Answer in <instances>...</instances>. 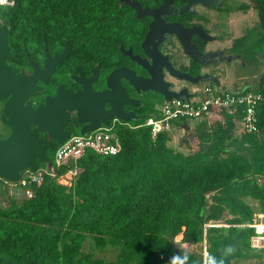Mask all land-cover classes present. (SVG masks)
Segmentation results:
<instances>
[{
  "label": "trees",
  "instance_id": "obj_1",
  "mask_svg": "<svg viewBox=\"0 0 264 264\" xmlns=\"http://www.w3.org/2000/svg\"><path fill=\"white\" fill-rule=\"evenodd\" d=\"M249 1L240 9L253 8L258 22L233 42L247 66L259 60L264 64V0ZM120 4L121 0H13L12 6L0 8V20L10 29L9 60L16 61L28 46L39 45L35 49L40 53L44 45L57 48L64 39L95 58L117 51L115 45L133 35L126 25L134 17ZM20 63L26 65L25 55ZM239 91L262 97L255 107L253 132L241 128L243 108L223 110V120L209 133L206 119L196 121V135L205 136L206 146L199 142L195 151H176L169 145V130L153 138L151 128L143 126L149 117L159 116L151 106L139 121L116 123V154L85 149L75 161L80 173L71 187L45 175L41 185H28L30 198L0 205V264H88L90 258L80 254L87 239L99 251L118 249L115 262L92 264H183L181 255L189 264H203L204 240L207 261L210 255L223 259V264L261 259L264 250L250 246L253 229L241 225L252 223L256 213L264 215V70L257 88ZM186 120H172L169 128L186 127ZM67 168H57V174ZM248 199L257 203L256 209ZM208 223L228 227L204 231ZM183 244L199 245L201 251ZM226 246L234 249L232 254L224 255Z\"/></svg>",
  "mask_w": 264,
  "mask_h": 264
},
{
  "label": "flooded vegetation",
  "instance_id": "obj_2",
  "mask_svg": "<svg viewBox=\"0 0 264 264\" xmlns=\"http://www.w3.org/2000/svg\"><path fill=\"white\" fill-rule=\"evenodd\" d=\"M130 1L138 3L142 9L148 8L150 10L158 9L163 4V0ZM188 1L172 0L171 6L180 8L187 4ZM227 2L228 0H214V4L211 6L197 4L193 8V12L196 15L184 13L181 16L163 15L161 17L165 25L179 23L186 29L194 27L197 30V33L191 37V43L194 46V50L196 48L198 51L197 54L203 65L193 63L183 53L182 47L173 36L164 34L160 41L155 40L153 43L146 42L143 45L154 18L148 16L137 18L135 9L125 4V0H121L120 6L126 14H131L134 17L126 25V31L132 32L133 35L123 37L115 45L117 51H112L110 54L95 58L84 52H78L72 44L64 39L62 45L57 48L50 44L44 45L40 53L35 49L39 46L37 44L23 48L22 52L26 58V65H21L20 61L23 55H20L16 61L9 60L13 47L10 43V29L8 27L10 54L7 57V63L14 74L23 73L27 77H30L33 74V67L30 65V61L36 64V68L40 73L43 72L45 70L44 60L46 56L49 55L50 58H53L56 54H61L64 50L65 42H67L70 48L68 58L56 65L51 75L42 76L34 81L36 91L34 95L26 97L23 102L24 106L28 105L32 111H36L38 108H44L48 101L56 99L59 93L69 92L70 94H76L92 90L95 94H99L100 98L95 101L90 96L82 98L81 106L85 111H89H86V117L91 115L90 113L93 111L91 107L95 106L99 107V111L105 117H109L114 112H120L121 114H130L136 118H144L147 110L151 106L157 109L161 105L160 101L163 100V97L154 90H145L142 85L134 84L126 75L132 76L131 74L133 73L141 82L152 80L154 88L164 89L166 92H176L181 89H186L192 93L195 89L200 90L205 85L213 84L208 82L193 84L189 80L179 79L170 74L167 69L169 64L174 69L188 74L192 78L206 74L211 77H217L218 80L219 73H217V70L224 64H231L237 61L240 65L247 66L243 62L241 55L236 52L233 43L235 39L242 37L245 33L240 37L234 38L229 46L213 47L215 41L220 40L223 44L224 37V35L220 34L224 30H219L216 23L221 22V24H227L229 26L228 14L230 13V8ZM1 23L4 22L1 21ZM161 29L160 27L158 31ZM227 33H230L229 29ZM211 38L213 39L211 40ZM156 47L159 53L156 52ZM28 50L35 51L30 54ZM216 51H223L220 58L210 56L211 53ZM9 97L0 101V140L7 139L12 132L11 128L6 124L8 117L4 115L5 103ZM13 111L16 114V109H13ZM114 120L117 123H122L117 118L111 117L109 119L110 124ZM133 121L136 120H131L126 123ZM80 127L77 112L69 111V119L62 127V132L72 135ZM33 128L31 127V129ZM38 136L44 142L56 148V140L50 138L48 133L39 132ZM51 151L47 149L45 152L48 159H50ZM1 183L5 186L0 180Z\"/></svg>",
  "mask_w": 264,
  "mask_h": 264
},
{
  "label": "water",
  "instance_id": "obj_3",
  "mask_svg": "<svg viewBox=\"0 0 264 264\" xmlns=\"http://www.w3.org/2000/svg\"><path fill=\"white\" fill-rule=\"evenodd\" d=\"M171 1L172 0H163V4L158 9L152 10L148 8L142 9L138 3L130 0H125V4L135 9L137 18H142L144 16L154 18L143 45H145L146 42L153 43L155 40L160 41L164 34L173 36L182 47L183 53L189 57L193 63L201 65L202 61L197 54L198 51L196 48L194 50V46L191 43V37L197 33V30H195L194 27L186 29L179 23L165 25L161 17L163 15L181 16L184 13L196 15V13L193 12L195 5L201 4L203 6H211L214 4V0H189L187 4L180 8L172 7ZM160 27L162 29L158 31ZM8 32V26L4 23H0V101L10 96L5 103L4 115H7L8 120L6 124L12 131L7 139L0 140L1 181L16 183L26 170L34 173L38 171L39 164L46 165L48 168L52 166V162L46 157L45 152L47 149L53 151L55 148L51 144L40 139L38 133H48L50 138L56 140V146H60L71 136L70 133L62 132V127L69 119V111L77 112L78 123L81 125L79 130L81 135L99 128L100 125L109 127V119L111 117H115L121 122H128L131 120L139 121L142 119L133 117L130 114H121L120 112H114L110 114L109 117H105L99 111V107L95 106L91 107V110H93L90 113L91 115L86 117V111L88 110L85 111L81 106L82 98L90 96L94 101L100 98V95L95 94L92 90L76 94H70L69 92L59 93L56 99L48 101L44 108H38L36 111H32L28 105L24 106L23 102L26 97L34 95L36 91L34 81L42 76L51 75L55 66L68 58L70 48L67 42H65L64 50L61 54H56L53 58L47 55L44 60L45 70L41 73L37 70L36 64L30 61V65L33 67L32 76L27 77L23 73L14 74L7 63V57L10 54ZM212 39L213 38H211V40ZM156 52L159 53L157 47ZM128 53L130 54V52ZM222 53L223 51H216L211 53L210 56L220 58ZM220 62H222V60H220ZM167 69L171 75L179 79L189 80L193 84L208 82L222 91L227 93L232 92V90L222 84L217 77H211L205 74L192 78L188 74L174 69L170 64L167 66ZM131 75L132 76L126 75V77L134 84L142 85L145 90L151 89L158 92L163 97L164 101L170 102L173 99L184 101L194 96L193 93L188 92L186 89H181L176 92H166L164 89L154 88L152 80L141 82L133 73ZM13 109H16V114ZM31 127L34 128L31 129Z\"/></svg>",
  "mask_w": 264,
  "mask_h": 264
},
{
  "label": "built area",
  "instance_id": "obj_4",
  "mask_svg": "<svg viewBox=\"0 0 264 264\" xmlns=\"http://www.w3.org/2000/svg\"><path fill=\"white\" fill-rule=\"evenodd\" d=\"M12 5L13 0H0V8ZM239 90L227 93L216 86L205 85L200 90H193L194 96L189 100L173 99L170 102L163 101L157 108L159 112L158 118H155V116L149 117L143 126L151 128V135L154 138L157 133L167 131L172 120H178L179 118L208 120L220 117L219 113L223 110L231 113L243 108L244 111L240 122L241 128L244 132H253L256 130L255 107L262 100V97L260 94L252 92L242 94ZM116 123L117 121L114 120L109 127L100 125L99 128L83 135L80 133L72 134L55 149L54 164L50 168L45 165L44 169L39 168L34 173L26 170L18 182H4V185L11 188L19 187L31 197L32 191L27 188L28 185L36 184L39 186L45 175H48L50 178L55 179L58 184L71 187L80 173L75 161L83 155L85 149H92L103 155H113L120 150L119 141L115 133L112 132ZM120 124L128 125L126 122ZM64 165L68 166V168L63 174L58 175L56 169ZM210 227H228V225L224 223H208L204 226V231ZM241 227H249L254 231V234L250 237L251 248L255 251L264 250V218H254L252 223L243 224ZM184 245V248H189L188 245H185L186 247ZM201 254L203 264H207L208 252L205 240L202 243Z\"/></svg>",
  "mask_w": 264,
  "mask_h": 264
},
{
  "label": "rangeland",
  "instance_id": "obj_5",
  "mask_svg": "<svg viewBox=\"0 0 264 264\" xmlns=\"http://www.w3.org/2000/svg\"><path fill=\"white\" fill-rule=\"evenodd\" d=\"M244 4L250 5L249 0H228L227 5L230 8V13L228 14V23L229 26L226 24H221V22H217L216 26L222 31L223 37V44L222 42L215 41L213 43V47L219 46H229L230 43L234 38L242 36L248 29L255 27L258 22L256 11L249 7V9L243 11L240 7ZM4 8H1V10ZM0 10V11H1ZM229 29L230 33H227ZM264 70L263 60L257 61L256 64H251L249 66L240 65L237 61L232 62L231 64H224L220 66L217 70L219 73V80L226 85L230 90H239L243 89L245 86L251 88H257L259 77ZM200 86V85H199ZM195 89V88H194ZM222 117H214L208 119L206 124L208 126L207 133L213 131L217 122L222 121ZM196 121L188 119L186 120V127H179L176 126L174 128H169V136H170V143L176 151L189 153L191 150L195 151L198 148V143L201 142L204 146L207 145V139L198 138L195 132L196 129ZM79 130H76L74 134H79ZM167 130V131H168ZM240 132V130H238ZM238 132V133H239ZM50 159H53V152L51 151ZM30 198L26 193L25 190L20 189L19 187H8L7 185L3 186L2 183L0 184V205L2 207H8L10 205V200H16L20 203L23 199ZM247 202L254 207L257 208V203L254 200H247ZM256 219L264 218L263 215L257 214L255 215ZM181 240V236H177L175 238L176 242ZM185 246V245H184ZM186 247V246H185ZM189 250L191 251H201L200 246H189ZM80 254L82 256H88L90 258V262L88 264H92L97 260H100L104 263L108 262H115L118 255V249L114 247L108 246L105 250L99 251L95 248L93 242L89 239L83 242ZM237 264H264V252L262 254L261 259H251V260H239Z\"/></svg>",
  "mask_w": 264,
  "mask_h": 264
},
{
  "label": "clouds",
  "instance_id": "obj_6",
  "mask_svg": "<svg viewBox=\"0 0 264 264\" xmlns=\"http://www.w3.org/2000/svg\"><path fill=\"white\" fill-rule=\"evenodd\" d=\"M233 251H234V249L231 246H226V248L224 250V255H230V254H232ZM172 259L174 260L175 257H173ZM180 259L183 261V264H189L188 258L185 257L184 255H181ZM207 264H223V259L217 258L214 255H210V258L208 259Z\"/></svg>",
  "mask_w": 264,
  "mask_h": 264
}]
</instances>
